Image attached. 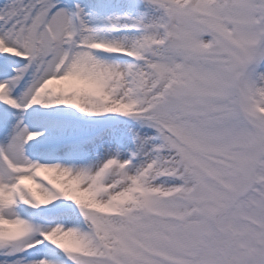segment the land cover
<instances>
[{"label": "snow or ice", "instance_id": "snow-or-ice-1", "mask_svg": "<svg viewBox=\"0 0 264 264\" xmlns=\"http://www.w3.org/2000/svg\"><path fill=\"white\" fill-rule=\"evenodd\" d=\"M0 264H264V0H0Z\"/></svg>", "mask_w": 264, "mask_h": 264}]
</instances>
